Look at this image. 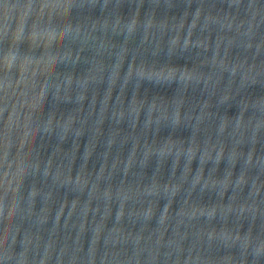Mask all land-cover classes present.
Segmentation results:
<instances>
[{
	"label": "clouds",
	"instance_id": "9594fccd",
	"mask_svg": "<svg viewBox=\"0 0 264 264\" xmlns=\"http://www.w3.org/2000/svg\"><path fill=\"white\" fill-rule=\"evenodd\" d=\"M0 264H264V0H0Z\"/></svg>",
	"mask_w": 264,
	"mask_h": 264
}]
</instances>
